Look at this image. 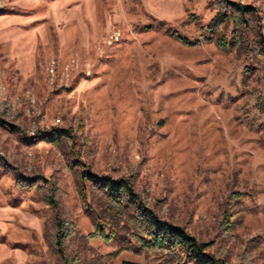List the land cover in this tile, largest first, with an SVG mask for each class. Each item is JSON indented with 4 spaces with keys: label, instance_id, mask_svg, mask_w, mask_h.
<instances>
[{
    "label": "rangeland",
    "instance_id": "rangeland-1",
    "mask_svg": "<svg viewBox=\"0 0 264 264\" xmlns=\"http://www.w3.org/2000/svg\"><path fill=\"white\" fill-rule=\"evenodd\" d=\"M219 1L0 0V264H178L85 171L224 264H264V60L219 47L230 23L202 38Z\"/></svg>",
    "mask_w": 264,
    "mask_h": 264
},
{
    "label": "trees",
    "instance_id": "trees-1",
    "mask_svg": "<svg viewBox=\"0 0 264 264\" xmlns=\"http://www.w3.org/2000/svg\"><path fill=\"white\" fill-rule=\"evenodd\" d=\"M219 5L218 13L210 25L203 30L201 36L205 41L215 39L220 27L230 23L233 27L232 37L229 42L226 38L217 41L223 49L237 48L245 50V53L253 61L257 57L264 60V18L258 8L251 5L242 6L229 0L214 2ZM255 35V40L251 35ZM186 45L195 46V42L187 38L176 36ZM49 143H57L70 138V131L52 129L45 132ZM84 180L90 181L94 188L103 192L105 201L109 204V210L115 213V217L129 218L131 236L140 245L142 250L154 253H163L172 257L178 264H224L208 251L209 246L201 243L187 230L160 218L156 212L145 202L144 198L136 193L132 182L127 178L112 179L111 177H99L89 171H85ZM114 220V219H113ZM60 225L56 246H62V239L66 237V228ZM112 237V236H111ZM66 264L71 259L66 256L64 250H59ZM132 264V263H125Z\"/></svg>",
    "mask_w": 264,
    "mask_h": 264
}]
</instances>
